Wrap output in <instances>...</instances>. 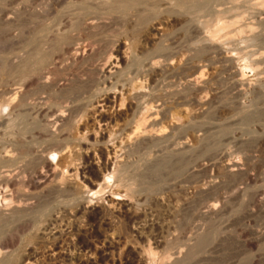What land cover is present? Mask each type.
<instances>
[{
    "label": "rangeland",
    "instance_id": "374dc122",
    "mask_svg": "<svg viewBox=\"0 0 264 264\" xmlns=\"http://www.w3.org/2000/svg\"><path fill=\"white\" fill-rule=\"evenodd\" d=\"M115 2V0H0V154L4 148L12 149L13 157H11L12 162H1L0 169H10L12 176L14 175V183L11 187L0 184V195L1 192L6 191L5 193H9L8 195L14 198H12V204L15 202L17 204L18 202L23 203L24 197L30 194V196H26L28 199L25 197L29 202L26 200L24 202L33 206L28 209L27 215H24L25 220L23 218L15 220V224L9 219L2 220L3 223L0 222L2 225H0V250L2 249L0 258L5 254L10 258H18L23 253H25L24 255L30 253L31 261L34 264H80V262L83 264L90 254L89 257L96 260V264H138L133 253H130L133 248L137 247L143 249V254L147 252L145 254L146 264H264V197L261 198L257 195V192L264 191V15L256 12L259 6L254 3L257 1L152 0L150 3L153 4L152 6L141 5L139 7L137 14H143V22H138L136 13L133 15V13L125 14L118 12L119 10L116 11L113 7ZM148 8H152V11ZM180 11L182 12L180 13ZM92 12L99 13H96L98 16L96 15L97 19H94L97 20L96 24L88 31H81V35L90 38L92 36L91 39L95 41L93 43L95 50L89 53L90 56L87 54L84 57H87L88 62L82 58V62L78 59L70 60V63L63 61L55 67L50 66L51 33H59L58 26L61 22H85L90 14L95 15ZM146 13L148 14L145 16ZM220 24H224V27L214 32ZM228 26L229 28H227ZM153 27L156 29L152 30ZM225 27L226 29H224ZM242 30L244 31L242 32ZM72 32L76 35L75 31ZM123 46L128 48L127 51L130 53L128 52L127 59L122 64L117 77H113V81H111L119 79L115 81L116 85L124 87L127 86L126 84L130 86L136 82L144 85L142 87L144 95L141 97L144 98L139 99V101L142 100L140 105L144 104V106L152 108L154 120L150 129L154 132L157 131L160 135L162 133L161 136L159 135L161 140L141 137L142 141L140 139L133 140L128 143L129 145L117 148L108 173L104 174L106 183L104 181L103 187L89 190L85 185H82L81 189L89 204H97L100 207L107 206L105 198L108 194L107 197L110 195L115 199L122 198L121 200L129 201L138 216L135 220H129L128 216L124 214L118 216V214H111L105 209V211H100L88 218L82 212H71L73 205H70V213H57L59 216L53 223V227L58 231L56 235L59 236L61 244L54 250L57 252L56 254L51 251L53 237L47 231L41 232L40 229L56 211L54 201L50 202L52 193L49 186H39L38 188L31 184L36 180L34 171L42 168V163H40L42 159L39 154L21 153L18 143L24 144V146L26 143V147L32 145L37 153H40L46 140L50 141L53 138L51 140L54 141L60 138L59 133H56L60 125L56 130L54 129V132L47 128L43 130L42 127L45 126L42 124L43 121L39 122L40 118L36 115L37 108L56 103L59 93L65 92L68 88L77 87L76 84L80 85L85 80L88 85H91L92 79V85L93 82H98L99 77L97 76L100 74H97L99 72L95 71L94 66L106 54L105 52L113 51L119 47L123 48ZM36 47H39L42 53L48 54L44 67L49 66V72L52 73L49 75L50 81L48 79L49 88H45L42 85L43 80L37 76L46 73V69L42 68L40 71L33 69V65L30 66L33 64L32 60H34L35 54L32 53H35ZM114 47L115 49H113ZM115 51L112 53L115 54ZM133 58H136V61ZM90 59L93 61H89ZM151 60H155L157 68L149 66ZM164 64L169 65L166 67ZM23 68L25 70L28 68L27 71H35L34 73L22 72ZM89 69L91 73L88 71ZM237 74L238 76H236ZM56 78H62L61 86L56 87L52 81ZM100 79H103L102 76ZM100 79L97 87L96 83L91 87L93 92L90 89L89 91L84 90V93L80 92L81 94L71 96L72 101L75 99L73 102L68 100L74 107L70 106L72 112L74 111L72 115H75H71L70 120L65 124L62 123L61 129L63 128L66 133L64 137L67 140L64 141L70 144L73 152L77 150L75 147L77 140L84 139L79 134V130H82L86 125L92 131L90 129L94 123L91 115L92 109L88 107H91L90 100L92 103L99 92V87L102 86ZM107 84L110 86L109 83ZM237 84H240L239 87ZM12 89L19 92L15 102L23 99L22 107L14 108V110L7 100ZM77 104L81 105V109ZM153 105L154 107H152ZM83 106L86 108L84 109ZM87 109L89 110L87 111ZM136 113L139 119L140 114L135 112L133 115L129 114L126 117L127 120L124 118L125 120H120L118 123L121 125L136 124L138 120ZM42 130L46 133L50 131V134L40 132ZM38 132L49 135L47 136L49 139L42 140L41 137L44 136H38ZM212 132L213 134H211ZM86 137L92 140L90 135ZM113 140L115 143L118 142L120 135L117 133L116 136L110 137L109 143H114ZM134 141L138 143L136 144ZM42 152L52 162L57 161L61 168L67 165L66 162L58 159V153L55 154L50 149L47 152ZM164 161H166V166H162ZM180 161L182 162L179 163ZM80 162L79 157L74 155L70 160L72 164L70 166H79ZM160 162L162 163L159 167L161 170H156L155 167ZM220 164H234L233 171L236 170V173L224 171L220 168ZM88 176L93 179L92 173H89ZM175 177L176 179H174ZM24 193L26 195L23 196ZM44 196L47 197H45L47 203L42 201L43 199L46 202ZM2 203L0 201V206L4 208V203ZM211 204L214 206V210L207 212L208 205ZM40 205L41 207H39ZM174 206L177 207L176 210L173 208ZM175 212L177 213L175 214ZM132 226L138 228L141 235L133 234ZM74 231L76 237L72 235ZM198 234H204L207 242L196 252L193 250L186 253L187 247L183 244L190 242L189 244L193 245ZM72 237L75 238V241L71 240ZM111 237L113 238L111 239ZM81 238L90 241L93 248L95 246L99 248L103 244L101 241L109 238L108 240L113 242L112 248L104 249L101 260L94 254V249L87 251L78 248V240ZM154 238L161 240V244L154 247L152 243ZM70 251H73L74 258L69 261L64 254H69ZM179 251L182 255L179 254L178 259L181 260H174ZM94 255L97 258H94ZM166 256L172 259L167 262L164 260ZM78 257L81 259H76ZM4 262L2 261L0 264H4Z\"/></svg>",
    "mask_w": 264,
    "mask_h": 264
},
{
    "label": "bare ground",
    "instance_id": "6f19581e",
    "mask_svg": "<svg viewBox=\"0 0 264 264\" xmlns=\"http://www.w3.org/2000/svg\"><path fill=\"white\" fill-rule=\"evenodd\" d=\"M116 2L113 3V7H115L116 11L118 12H121V13H125V14H130V13H136L135 16L136 18L139 19L138 22L142 21V19L144 18V16L142 17V15H139L137 14L138 11H139V7L142 5V6H147L148 5H153V4H150L152 2V0H115ZM179 1V0H178ZM198 1V0H196ZM217 1V0H216ZM224 1V0H223ZM249 1V0H246V2ZM257 3H254V5H257L259 6L257 8L259 14H262L264 15V0H256ZM84 2V1H83ZM205 2V1H204ZM244 2V3H246ZM252 2V1H250ZM249 2V3H250ZM93 3V2H92ZM109 3V2H108ZM168 3V2H167ZM180 3V2H179ZM248 3V4H249ZM200 4V3H199ZM252 4V3H251ZM74 5V4H73ZM180 5V4H179ZM182 5V4H181ZM236 5V4H235ZM239 5V3H238ZM91 6V5H90ZM184 6H186L184 4ZM219 6V5H218ZM251 6V5H250ZM73 7V6H72ZM75 7V6H74ZM82 7V6H81ZM108 7V6H107ZM155 7V5H154ZM182 7V6H181ZM193 7V6H192ZM217 7V6H216ZM223 7V6H222ZM235 7V6H234ZM145 8V7H143ZM150 8V7H149ZM148 10H151L152 11V8ZM185 8V7H184ZM255 8V9H256ZM107 9V8H106ZM146 9V8H145ZM191 9V8H190ZM210 9V8H209ZM251 9V8H250ZM71 10V9H70ZM111 10V8H110ZM155 10V9H154ZM192 10V9H191ZM238 10V9H237ZM67 11V10H66ZM109 11V10H108ZM141 11V10H140ZM113 12V11H112ZM182 11H180L181 13ZM196 12V10H195ZM199 12V11H198ZM197 12V13H198ZM245 12V11H244ZM88 13V12H86ZM93 13V12H92ZM96 13L98 12H94L92 16L90 14V17H88L85 22H78V21H75V22H61L60 26H58V32L59 33H51V39H50V42L51 44H49L50 46V54H51V60L49 62V65L50 66H57V64L63 62V61H66L68 63H70L71 61L70 60H82V58H84L87 54L89 55V53H92L93 51L92 50H95L94 49V46H93V43L95 41H93L90 37H84L83 35H81V31H85V30H89L91 29L95 24H96V21L97 20H94L96 18ZM110 13V11H109ZM145 13V12H144ZM249 13V12H248ZM99 14V13H98ZM148 13L145 14V16L147 15ZM190 14V13H188ZM75 15V14H74ZM83 15V14H82ZM132 15V14H131ZM236 15V14H235ZM234 15V16H235ZM240 15V14H239ZM237 15V16H239ZM251 15V14H250ZM249 15V17H250ZM254 15V14H253ZM252 15V16H253ZM98 16V15H97ZM100 16V15H99ZM186 16V15H185ZM204 16V15H202ZM247 16V15H246ZM258 16V15H257ZM64 17V16H63ZM84 17V16H83ZM126 17V16H125ZM233 17V16H232ZM236 17V16H235ZM243 17V16H242ZM74 18V17H73ZM103 18V17H102ZM128 18V17H126ZM156 18V17H155ZM254 18V17H252ZM263 18V17H262ZM261 18V19H262ZM97 19V18H96ZM106 19V18H105ZM148 19V18H147ZM233 19V18H232ZM120 20V19H119ZM221 20V19H220ZM229 20V19H228ZM259 20V19H258ZM82 21V20H81ZM222 21V20H221ZM230 21V20H229ZM237 21V19H236ZM143 22V21H142ZM185 22V21H184ZM248 22V21H247ZM46 23V22H45ZM49 23V22H48ZM197 23V22H196ZM231 23V22H230ZM241 23V22H240ZM250 23V22H249ZM187 24V23H186ZM201 24V23H200ZM204 24V23H203ZM202 24V25H203ZM229 24V22H228ZM136 25V24H135ZM188 25V24H187ZM209 25V24H208ZM211 25V24H210ZM227 25V24H226ZM234 25V24H233ZM98 26V25H97ZM232 26V25H231ZM256 26V25H255ZM123 27V26H122ZM224 27V24H220L218 27H216V29L214 30V32H217V30L219 29H222ZM233 27V26H232ZM229 28V26L227 27ZM253 28V27H252ZM51 29V28H50ZM152 30L156 29V27H153L151 28ZM193 29V28H192ZM226 29V27L224 28ZM246 29V27H245ZM134 30V29H133ZM201 30V29H200ZM230 30V29H229ZM72 31H75V34L74 35ZM222 31V30H220ZM219 31V32H220ZM234 31V30H233ZM244 30H242L243 32ZM255 31V30H254ZM106 32V31H105ZM124 32V31H123ZM135 32V31H134ZM201 32V31H200ZM96 33V32H95ZM122 33V32H121ZM87 34V33H86ZM136 34V33H135ZM201 34V33H200ZM223 34V33H222ZM246 34V33H245ZM44 35V34H43ZM50 35V34H49ZM85 35V34H84ZM204 36V35H203ZM213 36V35H212ZM233 36V35H232ZM38 37V36H37ZM41 37V36H40ZM43 38V37H42ZM48 38V37H47ZM204 39V38H203ZM212 39V38H211ZM227 39V38H226ZM231 39V38H230ZM48 40V39H47ZM248 40V39H247ZM252 40V39H251ZM254 40V39H253ZM100 41V40H99ZM167 41V40H166ZM198 41V40H197ZM202 41V39H201ZM206 41H207V37H206ZM31 42V41H29ZM105 42V41H104ZM172 42V41H171ZM225 42V41H224ZM49 43V42H48ZM200 43V42H199ZM202 43V42H201ZM122 44V43H121ZM240 44V43H239ZM252 44V43H251ZM256 44V43H255ZM262 44V43H261ZM97 45V44H96ZM95 45V46H96ZM104 45V44H103ZM106 45V44H105ZM123 45V44H122ZM121 45V46H122ZM192 45V44H191ZM195 45V44H194ZM173 46V45H172ZM245 46V45H244ZM190 47V46H189ZM211 47V46H210ZM213 47V46H212ZM218 47V46H217ZM246 47V46H245ZM193 48V47H192ZM232 48V47H231ZM28 49V48H27ZM35 49V48H34ZM36 51H34L35 53H32V54H35L34 55V60L33 61V64H31L30 66L33 65V69L35 70H40L42 68H45L43 69L46 73H43L41 75H37V76H40V80L42 79V85L46 88L48 87V84H49V81L51 78H49V75L50 72H49V66H45L44 65L47 63V56L48 54H44L42 53L41 49H39V47H36ZM115 49V47L113 48ZM111 49V50H113ZM117 49V51H115ZM115 50V54H113L114 52L113 51H110V52H103V54H105L103 57H101V59L97 62V64L94 66L95 68V71H98L99 73L97 74H100L98 78V82H93V85H92V80H91V85H88L87 84V81L85 80V82L81 83L80 80H78L80 83V85H77V87H74L71 89H65L66 91L65 92H61L58 94L57 96V102L50 105V106H42V107H38L37 110H36V115L39 116L40 121H43V126L45 127H42L43 130L44 128L46 129H51L50 131H53L54 132V129L56 130L57 127H59L58 129V132L56 133H59L58 136L60 138H57V140H54L52 141L51 138L50 141L46 140V139H49L47 136L49 135H46L48 133L44 132L43 130L40 131V132H43V133H46V134H40L38 132V136H44L43 138L41 137L42 140H46L44 146L41 147V152L37 153V150L35 149V147H33L32 145L31 146H28V143L26 147V143H25V146L24 144H21V143H18V145H20L19 147V150L21 153H25V154H34V155H38L40 156V158L42 159V163L41 164V167L40 168L41 170H38L36 169L37 171L34 173L36 174V180L35 181H32L31 184L33 185V187H36L38 186H49L50 188V191L52 193V199L51 201L49 200L48 198V201L50 202H53L55 203V209L56 211L54 213H52L51 217H49V219L47 220L46 223H42V227L40 228L41 229V232L43 231V233H45L47 231L48 234L51 235V237H53V241H52V244H51V251H53L54 253L57 254V252H55L54 250L59 247L61 244H60V240H59V236L56 235V233L58 232L57 230H55V227H53V223L54 221H56V218L59 216H57V213H70V205H73L72 206V210L71 212H82V214H85L88 218H90L92 215L100 212V211H105V209H107L111 214L114 213V214H118V216L120 214H124L126 216H128V219H134L137 218L138 216V213L137 211L134 209L133 205L127 201V200H121V199H115L114 197L112 196H108L106 195V198H105V202L107 204V206H99L97 204H89L87 202V200L85 199V197L83 196V190L81 189L82 185L86 186L89 190H93L95 188H101L103 187L104 185V174H106V172L108 171V169L110 168V165L112 164V160H113V156L115 154V152H117V148L119 147H122L124 145H129L128 143L130 142H133V140H138L140 139L141 137H146L147 138H158L157 140L160 139L159 137V133L156 131L154 132V130L152 131V129H150V126L154 120L153 118V110L150 106L147 107L144 106L143 102V106H141L140 102L142 101H139V99L144 95L143 94V88L144 85H141L140 82L134 85H130L128 86L129 84H126L127 86H122V85H116L115 81L116 80H119V79H116L114 82H112L113 80V77L115 78V76L117 77L120 69H121V66L122 64L126 61L127 59V55L130 53L128 48L124 47H119V48H116ZM235 49V48H234ZM30 50V49H29ZM32 50V49H31ZM30 50V51H31ZM152 50V49H151ZM154 50V49H153ZM157 50V49H156ZM213 50V49H212ZM221 50V49H220ZM105 51V50H104ZM134 51V50H133ZM159 51V50H158ZM161 51V50H160ZM193 51V50H192ZM113 52V53H112ZM129 52V53H128ZM139 52V51H138ZM196 52V51H195ZM27 53H30V52H27ZM226 53V52H225ZM245 53V51H244ZM25 54V53H24ZM49 54V55H50ZM97 54V53H96ZM102 54V55H103ZM139 54V53H138ZM163 54V53H162ZM197 54V53H196ZM233 54V53H232ZM257 54V52H256ZM23 55V54H22ZM91 55V54H90ZM89 55V56H90ZM95 55V53H94ZM101 55V56H102ZM160 55V54H159ZM19 56V55H18ZM88 56V57H89ZM93 56V55H92ZM97 56V55H96ZM155 56V55H154ZM162 56V55H161ZM167 56V55H166ZM165 56V57H166ZM99 57V56H98ZM258 57V56H257ZM263 57V56H262ZM91 58V57H90ZM95 58V57H94ZM97 58V57H96ZM140 58V57H139ZM148 58V57H147ZM235 58V57H234ZM27 59V58H26ZM86 59V61L88 62L87 60V57L84 58V60ZM93 59V57H92ZM134 59V58H133ZM136 59V58H135ZM134 59V61H136ZM164 59V58H162ZM167 59V58H166ZM171 59V58H170ZM227 59V58H226ZM229 59V58H228ZM18 60V59H17ZM98 60V58L96 59ZM159 60V59H158ZM253 60V59H252ZM12 61V60H11ZM31 61V60H30ZM85 61V62H86ZM91 61V59L89 60ZM93 61V60H92ZM91 61V62H92ZM236 61V60H235ZM260 61V60H259ZM27 62V61H26ZM82 62V61H81ZM149 62V61H148ZM147 62V63H148ZM25 63V62H24ZM90 63V62H89ZM165 63V62H164ZM167 63V62H166ZM258 63V62H257ZM5 64V63H4ZM10 64V63H9ZM15 64V63H14ZM82 64V63H81ZM85 64V63H84ZM92 64V63H91ZM90 64V66H91ZM94 64V63H93ZM92 64V65H93ZM156 62L155 60H151L149 62V66L151 67H156L155 66ZM159 64V62H158ZM157 64V66H158ZM230 64V63H229ZM8 65V64H6ZM62 65V64H61ZM126 65V64H125ZM132 65V64H131ZM137 65V64H136ZM166 65H169V64H164ZM254 65V64H253ZM17 66V65H16ZM89 66V65H88ZM135 66V65H134ZM21 67V66H20ZM63 67V66H62ZM87 67V66H85ZM128 67V66H127ZM14 68V67H13ZM157 68V67H156ZM165 68V67H164ZM24 69V70H23ZM22 72H31V73H34V71H27L28 68L25 70V68H23ZM66 69V68H65ZM82 69V68H81ZM84 69V67H83ZM123 69V68H122ZM159 69V68H158ZM231 69V68H230ZM31 70V69H30ZM42 70V72H43ZM86 70V69H85ZM167 70V69H166ZM41 71V70H40ZM88 71H90L91 73V70L89 69ZM123 71V70H122ZM1 72V71H0ZM17 72V71H16ZM37 72V71H36ZM84 72V71H83ZM87 72V70H86ZM93 72H94V69H93ZM151 72V71H150ZM232 72V71H231ZM239 72V70H238ZM30 73V74H31ZM69 73V72H67ZM88 73V72H87ZM87 73H84V74H87ZM123 73V72H122ZM168 73V72H167ZM234 73H237V72H234ZM14 74V73H13ZM29 74V73H27ZM66 74V72H65ZM18 75V74H17ZM34 75V74H33ZM234 75V74H233ZM5 76V75H4ZM10 76V75H9ZM8 76V77H9ZM13 76V75H12ZM31 76V75H30ZM36 74H35V77H37ZM83 76V75H82ZM81 76V77H82ZM102 76L103 79H100V77ZM238 76V74L236 75ZM16 77V76H15ZM34 77V79H35ZM62 77V76H61ZM234 77V76H233ZM31 78V77H30ZM84 78V77H83ZM88 78V77H87ZM38 79V78H36ZM49 79V81H48ZM86 79V78H85ZM89 79V78H88ZM95 79V78H94ZM99 79L102 80L100 81V85L101 88L99 87V92L98 94L94 95V100H92V103H91V100H90V106L91 107H88V108H91L92 109V120H93V125L91 126L92 128V131L89 130L88 126L84 125L83 129L82 130H79V134L81 136L84 137V139L82 140H77L76 142V146L77 147V150H75V152H73L74 150H72L70 148V144L67 142V141H64V140H67L65 139L66 137H64V134L65 131L64 129L62 128L61 129V126H63V124H65V122H68L70 120V117L72 115V113H74V111L72 112V109H70V102L72 101V97L73 95L75 94H79L80 92H85L84 90L86 91H89V89L91 90V87L95 86L94 84L96 83V87H97V83L99 84ZM260 79V78H258ZM2 80V79H1ZM16 80V79H15ZM21 80V78H20ZM39 80V79H38ZM61 80L62 78L60 79H52V81L54 82V84H56V87L57 86H61ZM65 80V79H64ZM72 80V79H71ZM83 80V79H81ZM90 80V79H89ZM112 80V81H111ZM195 80V79H194ZM264 80V79H263ZM30 81V80H29ZM68 81V79H67ZM70 81V80H69ZM77 81V82H78ZM84 81V80H83ZM257 81V80H256ZM74 82V81H73ZM90 82V81H88ZM118 82V81H117ZM243 82V81H242ZM26 82H24V85ZM28 83V82H27ZM72 83V82H70ZM76 83V82H75ZM110 86H108V84ZM121 83V82H119ZM127 83V82H126ZM196 83V82H195ZM51 84V83H50ZM90 84V83H89ZM123 84H124V81H123ZM133 84V83H131ZM264 84V83H263ZM67 85V84H66ZM73 85V84H72ZM98 85V86H100ZM189 85V84H188ZM238 87L240 84H237ZM66 87V86H65ZM69 87V86H68ZM152 87V86H151ZM237 87V86H236ZM16 88V87H14ZM29 88V87H28ZM49 88V87H48ZM61 88V87H60ZM196 88V87H195ZM252 88V87H251ZM44 90V88H42ZM88 89V90H87ZM95 89V88H94ZM143 89V90H142ZM4 90V89H3ZM62 90V89H60ZM146 90V89H145ZM262 90V89H261ZM92 91V90H91ZM9 92V90H8ZM93 92V91H92ZM148 92V91H147ZM17 93H19L17 90H13L11 91V94L9 95L8 97V102L9 104H11L12 106H10L11 108H18V107H22L23 105V99H19L17 102H15V98H16V95ZM47 93V92H46ZM57 93V92H56ZM55 93V94H56ZM82 93V94H83ZM88 93V92H87ZM97 93V92H96ZM198 93V92H197ZM236 93V92H235ZM246 93V92H245ZM260 93V92H259ZM81 94V93H80ZM243 94V93H242ZM247 94V93H246ZM85 95V94H83ZM90 95V94H89ZM88 95V96H89ZM92 95V96H93ZM171 95V94H170ZM216 95V94H215ZM76 96V95H75ZM80 96V95H79ZM54 97V96H53ZM78 97V96H77ZM82 97V96H81ZM23 98V97H22ZM74 98V97H73ZM76 98V97H75ZM144 98V97H143ZM141 98V99H143ZM199 98V97H198ZM26 99V98H25ZM71 100V101H68V100ZM77 99V98H76ZM93 99V98H92ZM75 99H73L74 101ZM83 100V99H82ZM194 100V99H193ZM200 100V99H198ZM196 100V101H198ZM3 101V100H2ZM72 101V102H73ZM89 101V100H88ZM149 102V101H148ZM147 102V103H148ZM162 102V101H161ZM166 102V101H165ZM75 103V102H74ZM152 103V101H151ZM150 103V104H151ZM156 103V102H155ZM199 103V102H197ZM79 104V103H78ZM77 104V106H78ZM81 104V103H80ZM87 104V103H86ZM149 104V103H148ZM202 104V103H201ZM204 104V103H203ZM260 104V103H259ZM29 105V104H28ZM84 105V104H83ZM199 105V104H198ZM253 105V104H252ZM258 105V104H257ZM262 105V104H261ZM25 106V105H24ZM23 106V107H24ZM81 106V105H80ZM80 106H78L80 108ZM84 107V106H83ZM154 107V105L152 106ZM178 107V106H177ZM247 107V106H246ZM27 108V107H26ZM71 108H74L71 106ZM86 107H84L85 109ZM165 108V107H164ZM226 108V107H225ZM235 108V107H234ZM244 108V107H242ZM22 109V108H21ZM20 109V110H21ZM81 109V108H80ZM157 109V108H156ZM184 109V108H183ZM204 109V108H203ZM10 110V109H9ZM17 110V109H16ZM19 110V109H18ZM89 109H87L88 111ZM158 110V109H157ZM236 110V109H235ZM34 111V110H33ZM78 111V110H77ZM76 111V112H77ZM86 111V112H87ZM189 111V110H188ZM247 111V110H246ZM260 111V110H259ZM135 112H138L140 114V118L138 119L137 117V113H136V118L138 119L136 121V124H129V123H123L124 125H121L120 123H118L120 120H123L124 118L126 119V117L131 114L133 115ZM258 112V111H257ZM14 113V112H13ZM21 113V112H20ZM79 113V112H78ZM249 113V112H248ZM175 114V113H174ZM189 114V113H188ZM260 114V113H259ZM28 115V114H27ZM75 115V114H74ZM72 115V116H74ZM79 115V114H78ZM90 115V114H89ZM158 115V114H157ZM254 115V114H253ZM17 116V114H16ZM24 116V115H22ZM26 116V115H25ZM36 116V117H37ZM139 116V115H138ZM248 116V114H247ZM14 117V116H13ZM135 117V116H134ZM190 117V116H189ZM244 117V116H243ZM242 117V118H243ZM15 118V117H14ZM38 118V117H37ZM88 118V117H87ZM168 118V117H167ZM25 119V118H24ZM73 119V118H72ZM124 119V120H125ZM179 119V118H178ZM18 120V119H17ZM21 120V119H20ZM23 120V119H22ZM127 120V119H126ZM130 121V120H129ZM244 121V120H243ZM134 122V121H132ZM156 122V121H155ZM11 123V122H10ZM63 123V124H62ZM167 123V122H166ZM188 123V122H187ZM251 123V122H250ZM8 124V123H7ZM17 124V123H16ZM21 124V123H20ZM41 124V125H42ZM202 124V123H201ZM213 124V123H212ZM73 125V124H72ZM177 125V124H176ZM5 126V125H4ZM16 126V125H15ZM153 126V124H152ZM170 126V125H169ZM2 127V126H1ZM20 127V126H19ZM32 127V126H31ZM88 127V128H87ZM12 128V127H11ZM152 128V127H151ZM175 128V127H174ZM6 129V128H5ZM31 130V129H30ZM176 130V129H175ZM243 130V129H242ZM39 131V130H38ZM47 131V130H46ZM159 131V129H158ZM206 131V130H205ZM218 131V130H217ZM232 131V130H231ZM2 132V131H1ZM5 132V131H4ZM160 132V131H159ZM185 132V131H184ZM245 132V131H244ZM73 133V132H72ZM76 133V132H75ZM119 134L120 135V140H117L118 142H113L114 143H109V138L112 137V136H116V134ZM161 133V132H160ZM218 133V132H217ZM50 134V133H49ZM54 134V133H53ZM70 134V133H69ZM213 134V132L211 133ZM210 134V135H211ZM249 134V133H248ZM1 135V134H0ZM31 135V134H30ZM57 135V134H56ZM87 135H90L92 137V140L88 139L86 136ZM162 135V133H161ZM160 135V136H161ZM12 136V135H11ZM74 137V136H73ZM76 137V136H75ZM163 137V136H162ZM179 137V136H178ZM206 137V136H205ZM208 137V136H207ZM33 138V137H32ZM114 138V137H113ZM112 138V139H113ZM118 138V137H117ZM197 138V137H196ZM218 138V137H216ZM15 139V137H14ZM164 139V137H163ZM24 140V139H23ZM111 140V139H110ZM142 141V139H140ZM139 140V141H140ZM156 140V141H157ZM161 140V139H160ZM169 140V139H168ZM174 140V139H173ZM25 141V140H24ZM23 141V142H24ZM34 141V140H33ZM37 141V140H36ZM116 141V139H115ZM145 141V140H144ZM148 141V140H147ZM153 141V140H152ZM8 142V141H7ZM15 142V141H14ZM22 142V143H23ZM135 142V141H134ZM155 142V141H153ZM160 142V141H159ZM250 142V141H249ZM12 143V142H10ZM9 143V145H10ZM136 143V142H135ZM138 143V142H137ZM136 143V144H137ZM141 143V142H140ZM139 143V144H140ZM143 143V142H142ZM151 143V142H150ZM5 144V143H4ZM3 144V145H4ZM135 144V145H136ZM147 144V143H146ZM163 144V143H162ZM182 144V143H181ZM185 144V143H184ZM214 144V143H213ZM8 145V146H9ZM17 145V146H18ZM73 145V144H72ZM142 145V144H141ZM175 145V144H174ZM16 146V147H17ZM138 146V145H137ZM147 146V145H146ZM153 146V145H152ZM151 146V147H152ZM206 146V145H205ZM208 146V144H207ZM210 146V145H209ZM140 147V146H139ZM171 147V145H170ZM202 147V146H201ZM123 148V147H122ZM127 148V147H126ZM147 148V147H146ZM199 148V147H198ZM15 149V148H14ZM48 149L52 150L55 152V154L58 153V159L59 160H62L63 162H66L67 165H65L63 168H61L59 166V164L56 162H52L49 158L45 157L43 155V152L42 151H45L47 152ZM168 149V148H167ZM181 149V147H180ZM179 149V150H180ZM213 149V148H212ZM12 150V149H11ZM11 150L10 149H6L4 148L3 152L0 154V163L2 162H12L11 160H13L12 158V155H11ZM120 150V149H118ZM140 150V149H139ZM162 150V149H161ZM200 150V149H199ZM211 150V149H210ZM213 151V150H212ZM211 151V152H212ZM13 152V151H12ZM15 153V152H13ZM123 153V152H122ZM46 154V153H45ZM144 154V153H143ZM179 154V153H178ZM177 154V155H178ZM76 155L79 157V159L81 160L82 164L80 165L79 163V166H70V160L71 158ZM197 155V154H196ZM127 156V155H126ZM141 156V155H140ZM12 157V158H11ZM156 157V156H155ZM171 157V156H170ZM182 157V156H181ZM222 157V156H221ZM15 158V157H14ZM21 158V157H20ZM34 158V157H33ZM127 158V157H126ZM137 158V157H136ZM160 158V157H159ZM158 158V159H159ZM38 159V158H36ZM152 159V158H151ZM163 159V158H162ZM170 159V158H169ZM188 159V158H187ZM35 160V159H34ZM200 160V159H199ZM73 161V160H72ZM125 161V160H124ZM187 161V160H186ZM198 161V160H197ZM204 161V160H203ZM14 162V161H13ZM62 162V163H63ZM131 162V161H130ZM182 161H180L179 163H181ZM196 162V161H194ZM15 163V162H14ZM25 163V162H24ZM122 163V162H121ZM166 163V161H164V163L162 164L160 162V164L158 163V165H156L155 169H160L159 167L161 166H164ZM178 163V164H179ZM205 163V162H204ZM5 164V163H4ZM116 164V163H115ZM219 164V163H218ZM9 165V164H8ZM64 165V164H63ZM72 165V164H71ZM74 165V164H73ZM126 165V164H125ZM147 165V164H146ZM145 165V166H146ZM185 165V164H183ZM213 165V164H212ZM221 165V164H220ZM15 166V165H14ZM26 166V165H25ZM166 166V165H165ZM194 167V165H192ZM11 167V165H10ZM9 167V168H10ZM18 167V166H17ZM234 167L235 165L232 164H222L220 168H222L224 171L226 170V172H232L234 170ZM35 168V167H34ZM122 168V167H121ZM124 168V167H123ZM219 168V169H220ZM237 168V167H236ZM14 169V168H13ZM16 169V168H15ZM164 169V168H163ZM154 170V169H153ZM161 170V169H160ZM239 170V169H238ZM236 171V170H235ZM235 171L234 174L236 173ZM89 173H92L93 175V179H90L88 174ZM108 173V172H107ZM184 174V173H183ZM187 174V172H186ZM233 174V175H234ZM18 175V174H17ZM185 175V174H184ZM14 176V175H13ZM12 176V173L10 171V169H0V184H4L6 187L7 186H10L13 185L14 183V178ZM139 176V175H138ZM220 176V175H219ZM148 177V176H147ZM151 177V176H150ZM245 177V176H244ZM170 178V177H169ZM151 179V178H150ZM176 179V177L174 178ZM19 180V179H18ZM23 180V179H22ZM123 181V180H122ZM22 182V181H21ZM30 182V181H29ZM28 182V183H29ZM106 183V181H105ZM123 183V182H122ZM142 183V182H141ZM158 184V183H157ZM108 185V184H107ZM149 185V184H148ZM136 186V184H135ZM170 187V186H169ZM29 188V187H28ZM84 188V187H83ZM226 188V187H225ZM246 188V187H245ZM2 189V188H1ZM11 189V188H10ZM47 189V188H46ZM161 189V188H160ZM8 191V189H6ZM21 190V189H20ZM24 190V189H23ZM28 190V189H27ZM33 190V189H32ZM113 190V189H112ZM130 190V189H129ZM159 190V189H158ZM19 191V190H18ZM96 191V190H95ZM94 191V192H95ZM199 191V190H197ZM258 191V190H257ZM261 191V189H260ZM6 191H3L1 192L2 194L0 195V201H2L4 203V208L2 206H0V222L5 221L6 220H12L13 222L15 220H19L21 218L24 217V215L26 214V212L28 211V209H30V204L27 203V202H24V200L28 201L27 197L30 196L29 195H26L25 193L23 194L26 195L25 198L23 199V203H17L15 202V204H12L13 200H12V196L8 195L7 193H5ZM15 192V190H14ZM33 192V191H32ZM32 192H28V193H32ZM88 192V191H87ZM90 192V191H89ZM97 192V191H96ZM113 192V191H112ZM121 192V191H120ZM36 193V192H35ZM93 193V192H91ZM136 193V192H135ZM140 193V192H139ZM157 193V192H156ZM200 193V192H199ZM15 194V193H14ZM38 194V193H37ZM179 194V193H178ZM12 195V194H11ZM34 195V194H33ZM40 195V193H39ZM43 195V194H42ZM166 195V194H165ZM256 195V194H255ZM257 195L258 196H261L264 197V191L263 192H257ZM20 196V195H19ZM18 196V198H20ZM32 196V195H31ZM15 197V196H14ZM33 197V196H32ZM31 197V198H32ZM35 197H38V196H35ZM41 197V196H40ZM46 196H44L45 198ZM16 198V197H15ZM31 198H29L31 200ZM39 198V197H38ZM37 198V199H38ZM43 198V197H42ZM41 198V199H42ZM47 198V197H46ZM45 198V199H46ZM176 198V197H175ZM260 198V199H261ZM14 199V198H13ZM33 200V199H32ZM35 200V199H34ZM142 200V199H141ZM15 201V200H14ZM18 201V199H17ZM21 201V200H19ZM42 201L44 203H47V199H46V202L45 200L42 199ZM164 201V200H163ZM186 201V200H185ZM8 202V203H7ZM29 202V201H28ZM49 202V204H51ZM143 202V201H142ZM2 203V204H3ZM40 203V201H39ZM38 203V205H39ZM178 203V202H177ZM180 203V202H179ZM34 204V203H33ZM42 204V202H41ZM35 205V204H34ZM166 205V204H165ZM176 205V204H175ZM33 207V206H32ZM41 207V205L39 206ZM44 207V205H43ZM116 207V208H115ZM150 207V206H149ZM186 207V206H185ZM223 207V206H222ZM173 208H175L176 210V206H174ZM34 209V208H33ZM207 209V208H206ZM52 210V209H51ZM54 210V209H53ZM173 210V209H172ZM196 210V209H195ZM214 210V206L211 204L210 206L208 205V209L206 210L207 212L208 211H213ZM251 210V209H250ZM30 212V210H29ZM170 212V211H169ZM177 212H175L176 214ZM73 214V213H72ZM75 214V213H74ZM198 214V212H197ZM207 214V213H206ZM27 215V214H26ZM61 215V214H60ZM64 215V214H63ZM156 215V214H155ZM46 216V215H45ZM79 216V215H78ZM108 216V214H107ZM123 216V215H122ZM159 216V215H158ZM173 217V216H172ZM33 218V217H32ZM46 218V217H45ZM101 218V217H100ZM104 218V217H103ZM183 218V217H182ZM225 218V217H224ZM24 219V218H23ZM29 219V218H27ZM72 219V218H71ZM85 219V217H84ZM204 219V218H202ZM254 219V218H253ZM25 220V219H24ZM61 220V219H60ZM88 220V219H87ZM177 220V219H176ZM22 221V220H21ZM30 221V220H29ZM106 221V220H105ZM175 221V220H174ZM227 221V220H226ZM61 222V221H60ZM69 222V221H68ZM90 222V221H89ZM162 222V221H161ZM169 222V221H168ZM208 222V221H207ZM65 223V222H64ZM99 223V222H98ZM97 223V224H98ZM102 223V222H100ZM105 223V222H104ZM108 223V222H107ZM180 223V222H179ZM9 224V223H8ZM15 224V222H14ZM23 224V223H22ZM96 224V225H97ZM111 224V223H110ZM167 224V222H166ZM1 225V224H0ZM25 225V224H24ZM101 226V224H99ZM103 227H104V224H102ZM154 225V224H153ZM177 225V224H176ZM192 225V224H191ZM212 225V224H211ZM2 226V225H1ZM4 226V225H3ZM15 226V225H14ZM20 226V225H19ZM55 226V225H54ZM98 226V225H97ZM108 226V225H107ZM198 226V225H197ZM214 226V225H213ZM216 226V225H215ZM218 226V225H217ZM21 227V226H20ZM70 227V226H69ZM77 228H79L78 226H76ZM92 227V226H91ZM90 227V228H91ZM106 227V225H105ZM158 227V226H157ZM167 227V226H166ZM191 227V226H190ZM225 227V226H224ZM232 227V226H231ZM1 228V227H0ZM3 228V227H2ZM76 228V229H77ZM97 228H100V227H97ZM194 228V227H193ZM13 229V228H12ZM15 229V228H14ZM24 229V228H23ZM57 229V228H56ZM59 229V227H58ZM70 229V228H69ZM92 229V228H91ZM94 229V228H93ZM152 229V228H151ZM158 229V228H156ZM179 229V228H178ZM60 230V229H59ZM80 230V229H79ZM163 230V229H162ZM70 231V230H69ZM18 232V231H17ZM62 232V230H61ZM129 232V231H128ZM131 232H133V234H137L138 236L141 235L138 228L132 226L131 228ZM159 232V231H158ZM3 233V232H2ZM73 233V232H72ZM78 233V232H77ZM80 233V231H79ZM84 233V232H83ZM85 233H86V230H85ZM84 233V234H85ZM100 233V232H99ZM164 233V232H163ZM5 234V233H4ZM47 234V235H48ZM59 234V233H58ZM83 234V236H84ZM113 234V233H112ZM161 234V233H160ZM9 235V234H8ZM69 235V234H68ZM72 235H75V237L77 236L75 234V231H74V234ZM71 235V236H72ZM114 235V234H113ZM190 235V234H188ZM193 235V234H192ZM209 235V234H207ZM1 236V235H0ZM82 236V235H81ZM162 236V235H161ZM171 236V235H170ZM191 236V235H190ZM189 236V237H190ZM5 237V236H4ZM143 237V236H142ZM177 237V236H176ZM184 237V236H182ZM187 237V236H186ZM210 237V236H209ZM208 237V238H209ZM32 238V237H31ZM78 238V237H77ZM80 238V237H79ZM107 238V237H106ZM113 237H111L112 239ZM192 238V237H191ZM195 238V237H194ZM213 238V237H212ZM5 239V238H4ZM37 239V238H36ZM75 238L72 237L71 240L75 241L74 240ZM104 239V237H103ZM102 239V240H103ZM109 239V238H108ZM108 239H105L104 241H101L103 244H101L102 246H98L99 248H96V246L93 248V244H91L90 241L86 240V239H77L78 240V245L79 247L78 248H81V249H85V250H92L94 249V254L99 257L100 259L103 257V254H104V249L105 248H108L111 247L112 248V240L109 241ZM172 239V237H171ZM43 240V239H42ZM51 240V239H50ZM114 240V239H113ZM188 241L190 239H187ZM13 241V240H12ZM11 241V242H12ZM72 241V243H74ZM43 242V241H42ZM115 242V241H114ZM161 240H158L157 239H152V243L155 246H158L161 244ZM207 242V238L204 236V234L200 235H196V242L193 244V245H190L189 243L187 244H183L187 247V251L186 253H190L194 250V252H196V250L200 249L203 245H205V243ZM8 243V241H7ZM10 243V242H9ZM37 243V242H36ZM68 243V242H67ZM70 243V242H69ZM76 243V242H75ZM116 243V242H115ZM151 243V244H152ZM117 244V243H116ZM150 244V245H151ZM221 244V243H220ZM6 245V244H5ZM13 245V244H12ZM75 245V244H74ZM207 245V244H206ZM42 246V245H41ZM115 246V245H114ZM138 246V245H137ZM149 247V246H148ZM184 247V246H183ZM68 248V247H67ZM72 248V247H71ZM73 249V248H72ZM115 249V247H114ZM125 249V248H124ZM186 249V248H185ZM2 250V249H1ZM0 250V251H1ZM69 250V249H68ZM130 250V249H129ZM9 251V250H8ZM15 251V250H14ZM107 251V250H106ZM105 251V253H106ZM113 251V250H112ZM111 251V252H112ZM184 251V250H183ZM209 251V250H208ZM5 252V251H4ZM71 252V251H70ZM73 252V251H72ZM71 252V253H72ZM78 252V251H77ZM86 252V251H85ZM93 252V251H92ZM121 252V251H120ZM133 253L134 255V258H136V261L138 264H146V261H147V257H146V253L143 254V249H140V248H133L132 251H130V253ZM150 252V251H148ZM181 251L177 252L178 254L174 257V260H177L179 258V254H180ZM2 253V252H1ZM7 253V252H6ZM21 253V252H20ZM64 253V252H63ZM69 253V254H64L65 257L68 258V260L70 261V259H73L74 256L73 254L74 253ZM129 253V251H128ZM25 253H23L22 255H20L18 258H10V256H6V254L1 258H0V262L2 261H5L4 264H34L33 261H31V255L30 253L28 255H24ZM83 254V253H82ZM153 254V253H152ZM193 254V253H192ZM52 255V254H50ZM62 255V253H61ZM90 255V254H89ZM86 257L84 263L87 264H96V260L92 259L91 256L89 257ZM94 255V258H97L95 257ZM106 255V254H105ZM122 255V254H121ZM148 255V254H147ZM170 255V254H169ZM182 255V254H180ZM197 255V254H196ZM202 255V254H201ZM113 256V255H112ZM63 258V257H62ZM106 258V257H104ZM119 258V257H118ZM214 258V257H213ZM55 259V258H54ZM76 259H79L76 258ZM75 259V260H76ZM81 259V258H80ZM79 259V260H80ZM170 258L169 256H166L164 258V260H167L170 261ZM78 260V261H79ZM84 260V259H83ZM102 260V259H101ZM114 260V259H113ZM179 261L181 259H178ZM185 260V259H184ZM64 261V260H63ZM135 261V260H134ZM193 261V260H192ZM176 262V261H175ZM196 262V261H195ZM83 263V264H84ZM166 263V262H165ZM247 263V262H246ZM3 264V263H2ZM77 264V263H75ZM81 264V262H80ZM136 264V263H135ZM168 264V263H167Z\"/></svg>",
    "mask_w": 264,
    "mask_h": 264
}]
</instances>
